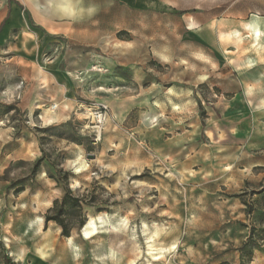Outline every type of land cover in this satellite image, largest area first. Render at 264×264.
<instances>
[{"label":"rangeland","instance_id":"374dc122","mask_svg":"<svg viewBox=\"0 0 264 264\" xmlns=\"http://www.w3.org/2000/svg\"><path fill=\"white\" fill-rule=\"evenodd\" d=\"M5 4L0 264H264V0Z\"/></svg>","mask_w":264,"mask_h":264},{"label":"crops","instance_id":"0c3cea01","mask_svg":"<svg viewBox=\"0 0 264 264\" xmlns=\"http://www.w3.org/2000/svg\"><path fill=\"white\" fill-rule=\"evenodd\" d=\"M4 4H0V43H3L7 37H9L14 31V25L16 24V19L18 17V13L14 10L12 14V18L9 19L7 23H5V19L8 17L9 9L6 8L5 1L0 0ZM34 2L37 0H33ZM4 22V23H3ZM246 77V76H245ZM245 83L249 86V98L257 99V103L260 106H264V79L262 80H255V79H245Z\"/></svg>","mask_w":264,"mask_h":264},{"label":"trees","instance_id":"16d2710c","mask_svg":"<svg viewBox=\"0 0 264 264\" xmlns=\"http://www.w3.org/2000/svg\"><path fill=\"white\" fill-rule=\"evenodd\" d=\"M66 205H72L80 210L83 208V199L79 196H75L70 189H67L62 200H55L52 210L45 215V224L47 225L50 221H56L62 228V234L65 236H70L71 231L69 225L64 219V209ZM82 226L83 222L81 223ZM82 228V227H81ZM7 264V263H5Z\"/></svg>","mask_w":264,"mask_h":264},{"label":"bare ground","instance_id":"6f19581e","mask_svg":"<svg viewBox=\"0 0 264 264\" xmlns=\"http://www.w3.org/2000/svg\"><path fill=\"white\" fill-rule=\"evenodd\" d=\"M61 8V7H60ZM63 10V9H61ZM192 25V23L190 24ZM254 32L257 34V35H260V27L257 23L254 24ZM264 41V40H263ZM262 42V41H261ZM94 223V219L91 217L87 222L86 224L83 226V232L85 233V235L89 234L90 233V230H89V227Z\"/></svg>","mask_w":264,"mask_h":264},{"label":"built area","instance_id":"2783aa9c","mask_svg":"<svg viewBox=\"0 0 264 264\" xmlns=\"http://www.w3.org/2000/svg\"><path fill=\"white\" fill-rule=\"evenodd\" d=\"M56 107H57V104H53L51 108L54 110ZM103 108H104L105 110H107V109H106L107 107H106L105 105H103Z\"/></svg>","mask_w":264,"mask_h":264}]
</instances>
